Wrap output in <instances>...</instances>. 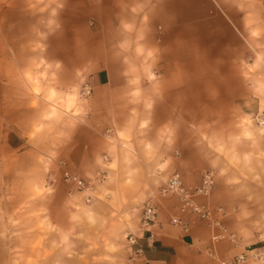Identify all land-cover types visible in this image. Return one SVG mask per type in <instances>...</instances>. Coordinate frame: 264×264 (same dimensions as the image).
Returning <instances> with one entry per match:
<instances>
[{
    "label": "crops",
    "instance_id": "0c3cea01",
    "mask_svg": "<svg viewBox=\"0 0 264 264\" xmlns=\"http://www.w3.org/2000/svg\"><path fill=\"white\" fill-rule=\"evenodd\" d=\"M6 1L7 17L5 22L0 20V28L6 27L7 44L3 46L0 33V94L5 92L9 100L23 82L24 72L17 66L21 52L10 35L11 27L21 26L29 27V40L44 28L48 49L43 54L54 63L59 81L64 76L68 77L64 81L92 87L89 100L75 105L83 107V115L76 116L72 106L70 115L61 116L46 132L38 148L44 169L58 172V159H65L70 170L85 178L98 169L99 154L108 151L112 156L108 167L151 171L168 154L169 169L178 168L189 188L200 182L206 169H214L218 173L212 193L197 200L214 210L222 206L224 224L233 232L247 233L245 240L259 243L255 250L264 253V130L253 135L237 117L228 136L227 158L218 150V132L212 125L222 122V112L228 108L249 104L255 93L239 66L248 54H260L255 42L264 43V33L261 39L255 38L254 24L248 21V11L255 6L252 0H236L230 6L223 0H215L217 6L212 0H53L49 8L41 9L39 0ZM15 12L27 13L28 19L16 18ZM152 59L160 63L149 68L146 63ZM151 75H160L159 81ZM8 100L7 116L14 115L17 105L11 108ZM145 121L148 129L142 128ZM131 122L128 133L126 125ZM9 123L20 124L15 119ZM159 123H171L175 133L156 148ZM191 124L200 125L195 130ZM120 132L129 140H122ZM30 154L25 150L22 156ZM125 156L133 157L132 164L123 161ZM157 179L148 180L155 185ZM126 185L122 177V186ZM148 199L140 196L131 203L142 209ZM154 201L159 219L153 229L155 241L152 246L146 243L147 233L140 229V217L136 218L129 233L137 237V243H127L123 264H213L210 247L219 257L230 258L248 245L229 240L213 244V230L190 213L186 214L191 220L188 231L172 224L171 217L180 213L173 193ZM254 218H261V228L255 226ZM140 244L143 253L137 252ZM131 257L135 259L130 261ZM243 264L260 262L250 257Z\"/></svg>",
    "mask_w": 264,
    "mask_h": 264
},
{
    "label": "rangeland",
    "instance_id": "374dc122",
    "mask_svg": "<svg viewBox=\"0 0 264 264\" xmlns=\"http://www.w3.org/2000/svg\"><path fill=\"white\" fill-rule=\"evenodd\" d=\"M238 1L242 3L245 0ZM252 1L255 6L248 11V21L254 24L253 36L261 39L264 33V10L261 8L264 0ZM212 2L217 6L215 0ZM223 2L230 6L235 5L236 0ZM256 3L260 6H256ZM38 4L40 9L49 8L53 0H39ZM6 6L7 1L0 0L2 22L7 17ZM35 9L33 16L37 19V7ZM176 12L174 9L173 14L176 15ZM15 16L28 19L27 13L23 16L15 12ZM184 18L187 20L188 16ZM0 29L5 47L6 27ZM43 29L32 41L29 40V27L10 29L11 39L16 41L15 46L21 52L17 66L24 74L20 76L23 82L13 92V97L8 100L5 92L0 94V264H123L130 226L136 218L140 217L141 220L142 209L131 202H137L140 196L153 200L163 196L161 188L174 172L169 169V155H162L155 170L139 172L130 167L118 171L117 168L108 167L112 156L108 151H102L99 154L98 169L85 175L87 179L93 178L99 171L106 175L95 184L91 195L76 190L73 183L65 180L64 170L69 169L65 159H58V172L51 168L44 169L38 148L42 146L46 132L51 130L61 116L68 117L72 106L76 116L83 115V107L76 108L75 105L87 102L92 92L90 95L83 93L87 83L75 85L64 81L68 79L64 76L62 82L58 80L52 69L54 63L43 54L48 49V36L44 35ZM254 46L260 54H248L239 65L247 82L254 84L253 99L242 108H228L227 113L222 112V122L212 124L218 132V150L227 158L230 150L228 136L235 128L234 120L237 117H241L242 127L253 135H260L264 130V126L252 120L255 112L264 110V43L255 42ZM157 61L149 60L146 65L149 68L156 67ZM159 77L151 75L154 81H159ZM6 100L11 108L16 107L14 115L7 116ZM12 119L20 124H10ZM141 125L144 129L150 126L146 121ZM198 125L191 124V128L196 130ZM126 127L130 133L133 122ZM173 132L171 123H159L155 129V147L160 148L159 143ZM119 136L122 140H129V136L125 137L122 132ZM112 144H116V141ZM25 150L31 151V154L22 156ZM123 161L132 164L133 157L125 156ZM214 171L217 177L218 172ZM151 176L158 178L155 185L148 180ZM122 177H125L126 186H122ZM254 223L259 228L263 226L261 218H254ZM235 233L239 242H245L247 247L255 248L259 245L246 241L247 233Z\"/></svg>",
    "mask_w": 264,
    "mask_h": 264
},
{
    "label": "built area",
    "instance_id": "2783aa9c",
    "mask_svg": "<svg viewBox=\"0 0 264 264\" xmlns=\"http://www.w3.org/2000/svg\"><path fill=\"white\" fill-rule=\"evenodd\" d=\"M91 92L92 87L86 84L83 93L85 95H90ZM254 118L258 125H264L263 113H257ZM107 134L110 135V130H108ZM105 176L104 172L99 171L96 176L87 179L71 172L69 169L64 170L65 180L73 183L78 190L88 192L89 195L93 192L95 184L100 182ZM215 179V171L213 169H206L202 174L200 182L194 188H189L184 184L181 172L178 170L174 171L161 188V193L163 195L173 193L179 201L180 213L172 216L170 222L188 231L191 227V220L186 217V214L190 213L203 220L205 224L213 230L211 235L213 244L222 240H229L234 244H239L240 242L237 234L224 224L220 216L224 208L219 206L214 210L209 205L197 200L198 197H208L212 193L215 187ZM88 200H90V198H88ZM158 224V207L153 199H148L142 206L140 229L144 233H147L145 234V240L150 246H152L155 241L153 229ZM127 237L130 244L137 243V237L134 234L129 233ZM143 250V245L140 244L137 252L143 253ZM208 253L214 260L213 264H243L250 257L255 258L260 264H264V253L256 251L255 248L250 246L230 258L219 257L212 247L208 249ZM134 259V257H131L130 261Z\"/></svg>",
    "mask_w": 264,
    "mask_h": 264
}]
</instances>
